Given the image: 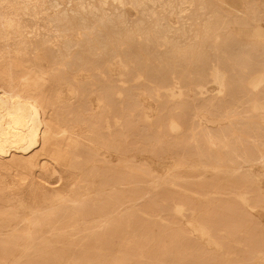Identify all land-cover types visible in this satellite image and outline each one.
Returning a JSON list of instances; mask_svg holds the SVG:
<instances>
[{
  "label": "bare ground",
  "instance_id": "6f19581e",
  "mask_svg": "<svg viewBox=\"0 0 264 264\" xmlns=\"http://www.w3.org/2000/svg\"><path fill=\"white\" fill-rule=\"evenodd\" d=\"M0 264H264V0H0Z\"/></svg>",
  "mask_w": 264,
  "mask_h": 264
}]
</instances>
